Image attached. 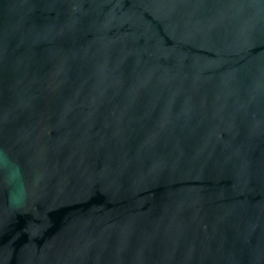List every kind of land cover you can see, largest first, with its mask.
<instances>
[{"label":"water","instance_id":"95a60500","mask_svg":"<svg viewBox=\"0 0 264 264\" xmlns=\"http://www.w3.org/2000/svg\"><path fill=\"white\" fill-rule=\"evenodd\" d=\"M0 264H264V0H0Z\"/></svg>","mask_w":264,"mask_h":264}]
</instances>
